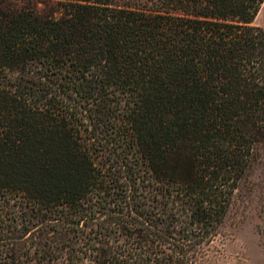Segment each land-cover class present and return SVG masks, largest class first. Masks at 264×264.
I'll use <instances>...</instances> for the list:
<instances>
[{
  "label": "trees",
  "instance_id": "1",
  "mask_svg": "<svg viewBox=\"0 0 264 264\" xmlns=\"http://www.w3.org/2000/svg\"><path fill=\"white\" fill-rule=\"evenodd\" d=\"M263 3L0 0V264H204L264 147Z\"/></svg>",
  "mask_w": 264,
  "mask_h": 264
},
{
  "label": "rangeland",
  "instance_id": "2",
  "mask_svg": "<svg viewBox=\"0 0 264 264\" xmlns=\"http://www.w3.org/2000/svg\"><path fill=\"white\" fill-rule=\"evenodd\" d=\"M7 1L15 4V2L23 3L25 0ZM26 1L35 5L41 12H54L57 16H60L64 4L75 2L76 0ZM254 24L264 27V3L261 5L259 13L254 20ZM18 75V73H15V82L18 81ZM26 77L30 78L29 75H26ZM87 122L91 123L92 121L88 120ZM90 132H92L93 136L102 137V134L97 130L90 129ZM97 153L98 155L105 154L106 156H110L109 151H97L96 154ZM104 160L110 162L105 156ZM122 184L126 186V181H123ZM147 184V182H142L141 185L138 186L140 190H143V194L145 195H143V198L137 199H141L143 204H158L160 201L166 202V198L159 197L155 199L154 192L156 193V191L153 190L154 186L146 187ZM119 190L121 191V187L117 189V192H120ZM128 199L127 196H124L121 201L127 202ZM20 200L19 197H15V207H13L15 208V218L20 217L26 219L28 218L26 214L27 209ZM11 203H13V201ZM98 206L99 205L95 207ZM108 206L110 207L102 208L103 213L101 216L103 217L101 219H98V221H87L83 229L90 230L93 228V231L96 229L100 230V226L102 225L100 222H103V218L119 221L117 218H114L113 215L108 214V212H111V209L114 208L113 205ZM158 206L164 211V214L170 213L171 211L169 206H164V208L163 205ZM13 208H10V210ZM104 213L107 214L104 215ZM96 224H98V226ZM109 235L114 245L118 242L128 245L134 243L133 238L122 237L119 230H113ZM31 241L34 242V239ZM206 252L207 256L204 264H264V147H260L256 150L253 163L234 194L225 222L213 241L206 247ZM88 260L89 259H87L86 263L90 262Z\"/></svg>",
  "mask_w": 264,
  "mask_h": 264
}]
</instances>
